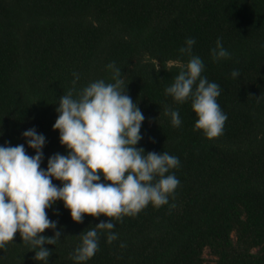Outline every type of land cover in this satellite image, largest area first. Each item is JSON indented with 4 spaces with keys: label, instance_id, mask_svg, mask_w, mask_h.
Returning <instances> with one entry per match:
<instances>
[{
    "label": "trees",
    "instance_id": "obj_1",
    "mask_svg": "<svg viewBox=\"0 0 264 264\" xmlns=\"http://www.w3.org/2000/svg\"><path fill=\"white\" fill-rule=\"evenodd\" d=\"M189 38L227 116L212 140L195 129L191 101L165 93L190 59L180 52ZM217 39L229 58L213 60ZM113 62L145 117L136 147L176 156L168 174L180 183L168 204L113 220L112 243L98 230L99 250L83 264H264V0H0V146L23 144L34 156L22 133L35 128L47 170L49 157L68 154L53 130L59 98L96 80L114 83ZM165 109L179 112V127ZM46 212L57 228L41 235L62 233L43 246L48 264H77L81 236L109 219L75 223L59 200ZM36 250L17 232L0 264H45Z\"/></svg>",
    "mask_w": 264,
    "mask_h": 264
},
{
    "label": "clouds",
    "instance_id": "obj_2",
    "mask_svg": "<svg viewBox=\"0 0 264 264\" xmlns=\"http://www.w3.org/2000/svg\"><path fill=\"white\" fill-rule=\"evenodd\" d=\"M194 43L189 38L180 49L190 59L165 93L179 104L190 100L198 117L195 129L212 140L223 134L227 116L217 103L219 85L202 76L203 61L192 55ZM211 56L216 61L229 58L220 39ZM107 67L112 70L114 83L96 80L59 98L53 130H59L60 144L66 146L68 154L49 157L47 170L41 168L46 140L35 128L22 133L28 147L35 150L34 156L27 154L23 144L0 146V249L13 242L19 232L26 245L38 249L34 259L48 264L51 252L43 246L55 245L62 233L55 231L52 237L41 234L57 228L46 209L59 200L70 210L75 223H83L86 215L109 218L81 236L72 259L83 264L99 250L98 230L108 232L110 244L117 239L111 231L115 227L113 220L134 217L149 203L159 208L168 204L170 196L174 198L180 181L168 173L179 167V159L167 152L145 154L143 148L136 147L142 139L140 130L145 117L126 93L121 70L114 62ZM231 75L238 77L239 72L234 70ZM164 114L170 116L174 127L181 125L178 111L165 109ZM53 178L62 187H57Z\"/></svg>",
    "mask_w": 264,
    "mask_h": 264
},
{
    "label": "rangeland",
    "instance_id": "obj_3",
    "mask_svg": "<svg viewBox=\"0 0 264 264\" xmlns=\"http://www.w3.org/2000/svg\"><path fill=\"white\" fill-rule=\"evenodd\" d=\"M206 257H207L208 259L211 258L210 253H209V250L206 251Z\"/></svg>",
    "mask_w": 264,
    "mask_h": 264
}]
</instances>
